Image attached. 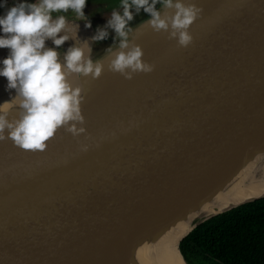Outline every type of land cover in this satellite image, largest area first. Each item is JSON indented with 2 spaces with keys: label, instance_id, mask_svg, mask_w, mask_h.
Returning a JSON list of instances; mask_svg holds the SVG:
<instances>
[{
  "label": "water",
  "instance_id": "95a60500",
  "mask_svg": "<svg viewBox=\"0 0 264 264\" xmlns=\"http://www.w3.org/2000/svg\"><path fill=\"white\" fill-rule=\"evenodd\" d=\"M184 2L202 9L187 47L154 32L143 10L134 14L130 39L154 70L129 80L107 69L106 49L119 50L112 30L91 40L113 9L122 11L120 0H88L91 27L76 21L78 40L105 69L95 80L81 77L86 132L62 127L43 152L0 141V264H140L141 244L195 214L177 247L190 264L179 244L195 227L264 198L208 211L264 153V0ZM74 43L57 48L61 58ZM21 111L14 105L7 118Z\"/></svg>",
  "mask_w": 264,
  "mask_h": 264
},
{
  "label": "clouds",
  "instance_id": "9594fccd",
  "mask_svg": "<svg viewBox=\"0 0 264 264\" xmlns=\"http://www.w3.org/2000/svg\"><path fill=\"white\" fill-rule=\"evenodd\" d=\"M87 2L0 0V49H8V54L0 58V77L6 79V90H16L12 103L0 105V141L8 138L21 149L43 152L46 142L62 127L73 136L86 132L82 126L85 89L81 77L95 80L105 69L104 62L93 60L89 42L78 40L76 21H85V27H91L84 11ZM119 6L122 11L113 9L91 40H104L112 30L119 50L106 49L110 53L107 69L129 80L136 73L154 70L153 64L143 60V50L134 42L135 37L130 39L134 14L143 10L154 32H167L178 46L187 47L193 40L189 28L202 12L196 4L184 0H120ZM162 9L174 11L165 14ZM69 12L74 14V20L67 18ZM69 39L75 43L61 58L57 48ZM46 40L55 47H46ZM73 77L79 82L74 83ZM17 104L22 110L19 119L10 121L8 113ZM87 148L81 145L82 151Z\"/></svg>",
  "mask_w": 264,
  "mask_h": 264
},
{
  "label": "trees",
  "instance_id": "16d2710c",
  "mask_svg": "<svg viewBox=\"0 0 264 264\" xmlns=\"http://www.w3.org/2000/svg\"><path fill=\"white\" fill-rule=\"evenodd\" d=\"M179 248L190 264H264V198L202 222Z\"/></svg>",
  "mask_w": 264,
  "mask_h": 264
},
{
  "label": "bare ground",
  "instance_id": "6f19581e",
  "mask_svg": "<svg viewBox=\"0 0 264 264\" xmlns=\"http://www.w3.org/2000/svg\"><path fill=\"white\" fill-rule=\"evenodd\" d=\"M7 54L8 49H0V58ZM5 85L6 79L0 77V105L12 103L16 98V90H6ZM246 165L237 175L225 202L216 209L210 208L209 212L220 211L264 192V153L255 155ZM194 215L186 221L178 222L158 240L141 244L136 250L140 264H183L177 248L178 241L190 229Z\"/></svg>",
  "mask_w": 264,
  "mask_h": 264
}]
</instances>
